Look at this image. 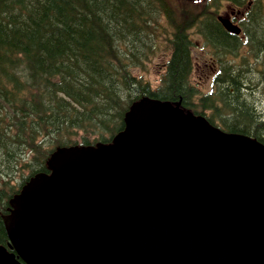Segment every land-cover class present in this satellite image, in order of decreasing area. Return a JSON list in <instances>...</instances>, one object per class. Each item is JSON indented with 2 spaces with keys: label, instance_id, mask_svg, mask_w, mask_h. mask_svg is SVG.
<instances>
[{
  "label": "water",
  "instance_id": "1",
  "mask_svg": "<svg viewBox=\"0 0 264 264\" xmlns=\"http://www.w3.org/2000/svg\"><path fill=\"white\" fill-rule=\"evenodd\" d=\"M123 122L9 199L0 264H264V145L147 97Z\"/></svg>",
  "mask_w": 264,
  "mask_h": 264
},
{
  "label": "trees",
  "instance_id": "2",
  "mask_svg": "<svg viewBox=\"0 0 264 264\" xmlns=\"http://www.w3.org/2000/svg\"><path fill=\"white\" fill-rule=\"evenodd\" d=\"M167 4L0 0V244L7 245L1 215L8 212L9 199L30 176L46 170L50 153L108 142L123 128L134 101H170L264 144V70L259 76L247 67L246 56L238 63V39L219 24L194 14L192 22L185 14L176 18ZM162 14L173 31L170 54L153 87L134 72L154 53L152 29ZM257 15L247 14L243 26L251 58L264 53V16ZM193 26L219 58L214 88L204 95L190 81L187 33Z\"/></svg>",
  "mask_w": 264,
  "mask_h": 264
},
{
  "label": "rangeland",
  "instance_id": "3",
  "mask_svg": "<svg viewBox=\"0 0 264 264\" xmlns=\"http://www.w3.org/2000/svg\"><path fill=\"white\" fill-rule=\"evenodd\" d=\"M170 4L182 11V9H188L193 13H204L205 2L204 0H169ZM264 5V0H262ZM181 8V9H180ZM226 10L224 7L219 9V14L224 15ZM228 12V11H227ZM162 20L159 19L160 23L154 25L152 31L155 37L152 39L154 41V53L150 59L145 63L144 68L137 69L134 73L142 79L148 81L153 87H156L159 83L160 76L163 72L164 63L167 59V54H169L170 46L167 43L165 37L161 36L163 31L159 25H163ZM192 47H191V58H192V72L190 75V80L193 86L196 88L199 94H206L210 92L213 88L212 78L215 74L214 70L216 68L215 58L213 56V51L210 46H205L202 43L201 38L197 36V33L190 34ZM240 58L245 56L248 58V67H251L256 73L259 74L260 70L264 69V53H260L256 58L247 54V51H241L239 53ZM230 60V57L226 58ZM240 61V59H238ZM260 76V74H259ZM262 97V96H261Z\"/></svg>",
  "mask_w": 264,
  "mask_h": 264
},
{
  "label": "flooded vegetation",
  "instance_id": "4",
  "mask_svg": "<svg viewBox=\"0 0 264 264\" xmlns=\"http://www.w3.org/2000/svg\"><path fill=\"white\" fill-rule=\"evenodd\" d=\"M245 1H246L247 5H250L252 3L251 0H225V1L221 2L220 5L217 6L216 9L210 8L209 10L206 11V12L210 13V16H209L210 23H218L219 26L221 27V29L225 33L231 34L230 32H228L224 29V27L222 26L221 23H219L217 21V17L220 15L224 18L229 19L232 24L240 27V29L242 31V27H243L242 21L244 20V13H243L242 9H243ZM221 7L222 8L224 7V9L226 10L224 15L219 14V9ZM216 14H218V15H216ZM254 17L257 18V16H254ZM211 19H212V21H211ZM235 37L239 40L240 35H235Z\"/></svg>",
  "mask_w": 264,
  "mask_h": 264
}]
</instances>
